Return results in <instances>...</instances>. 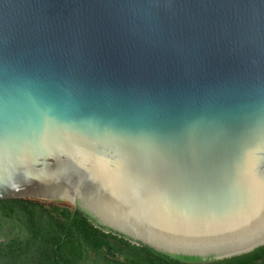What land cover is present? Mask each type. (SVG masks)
Returning a JSON list of instances; mask_svg holds the SVG:
<instances>
[{"label": "water", "instance_id": "obj_1", "mask_svg": "<svg viewBox=\"0 0 264 264\" xmlns=\"http://www.w3.org/2000/svg\"><path fill=\"white\" fill-rule=\"evenodd\" d=\"M79 208L188 264L264 247V0H0V199Z\"/></svg>", "mask_w": 264, "mask_h": 264}, {"label": "trees", "instance_id": "obj_2", "mask_svg": "<svg viewBox=\"0 0 264 264\" xmlns=\"http://www.w3.org/2000/svg\"><path fill=\"white\" fill-rule=\"evenodd\" d=\"M0 264H188L92 224L51 200L0 199ZM228 264H264V247Z\"/></svg>", "mask_w": 264, "mask_h": 264}]
</instances>
